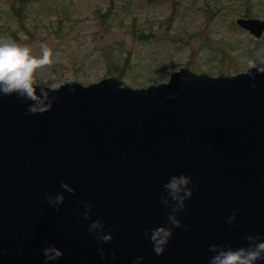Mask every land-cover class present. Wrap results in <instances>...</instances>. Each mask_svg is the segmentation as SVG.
<instances>
[{
  "label": "water",
  "instance_id": "1",
  "mask_svg": "<svg viewBox=\"0 0 264 264\" xmlns=\"http://www.w3.org/2000/svg\"><path fill=\"white\" fill-rule=\"evenodd\" d=\"M236 23L255 37L264 31V18ZM250 71L255 81L249 66L218 75L182 66L140 87L64 77L73 84L51 92V110L37 114L17 94L0 95V264H44L41 250L52 245L63 256L49 264H209L211 245L264 239V74ZM180 174L193 195L157 256L145 231L172 227L161 196ZM57 194L58 210L45 200ZM97 219V231L113 237L103 257L88 230Z\"/></svg>",
  "mask_w": 264,
  "mask_h": 264
},
{
  "label": "rangeland",
  "instance_id": "2",
  "mask_svg": "<svg viewBox=\"0 0 264 264\" xmlns=\"http://www.w3.org/2000/svg\"><path fill=\"white\" fill-rule=\"evenodd\" d=\"M240 16L264 18V0H0V37L37 57L52 49L36 83L116 76L140 87L182 66L218 75L263 62L264 31L255 37Z\"/></svg>",
  "mask_w": 264,
  "mask_h": 264
},
{
  "label": "clouds",
  "instance_id": "3",
  "mask_svg": "<svg viewBox=\"0 0 264 264\" xmlns=\"http://www.w3.org/2000/svg\"><path fill=\"white\" fill-rule=\"evenodd\" d=\"M31 49L22 45L9 37H0V95L17 94L29 103L28 112L30 114L44 113L52 108L53 100L57 97H50L51 92L59 91L64 86H71V80H65L63 84L57 86L53 83L38 84L34 81V72L38 68L49 66L52 63V49L46 44L41 45V55L39 57L31 54ZM250 78L255 81V73L250 70L255 69L256 73L264 74V66H257L253 61L248 62ZM252 88H256L255 83L251 84ZM39 88V93H37ZM75 91L74 88L70 89ZM170 99L175 98L170 96ZM193 184L191 177L184 174L173 175L164 184L166 190L165 195L161 196V200L171 207L168 216V226H159L145 231V237L150 240L153 245V251L157 256L164 253L165 247L169 243L173 235V228L181 227V222L175 215L177 212L185 208V200L193 195L192 188L188 186ZM195 186V185H193ZM61 187L75 194V189L70 188L67 183L61 182ZM51 207L59 209L64 201V196L57 194L53 199L50 195L45 196ZM174 205V206H172ZM86 211L83 216L85 220H90L89 213L92 211L90 203H84ZM79 214V213H77ZM235 212L228 217L227 223L235 226ZM103 222L99 219L92 221L89 226V232L92 233L97 242L100 244V256H104L103 245L113 239L111 234H105L104 231H97V228L103 227ZM246 239L251 243L248 247L240 248H224L218 245H211L209 251L216 253L209 260V264H256L258 260L264 259V239L256 236H247ZM44 256V264L56 261L63 256V252L55 245L45 247L42 250ZM115 259V253H113ZM143 257H137L133 264H140Z\"/></svg>",
  "mask_w": 264,
  "mask_h": 264
}]
</instances>
